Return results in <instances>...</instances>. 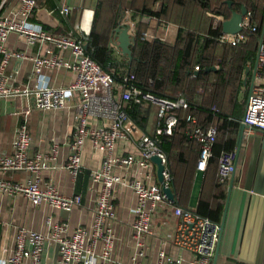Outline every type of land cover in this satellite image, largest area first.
I'll return each instance as SVG.
<instances>
[{"label": "crops", "instance_id": "1", "mask_svg": "<svg viewBox=\"0 0 264 264\" xmlns=\"http://www.w3.org/2000/svg\"><path fill=\"white\" fill-rule=\"evenodd\" d=\"M99 1L101 0H35L37 8L28 16L27 21L37 29L55 35L66 34L74 30L76 34L86 37L85 50L90 41L94 10ZM19 2L20 0H0V14L7 15L15 12ZM161 6L160 1H154L151 10L158 12ZM116 7L122 15L120 24L128 27L131 36L135 33L136 27L143 23L145 25V31L142 33L144 39L160 40L172 44L179 31L188 30L183 25L163 18L136 13L135 10L124 5L118 4ZM240 10H232L229 19L233 12H240ZM246 12L249 11L246 10ZM219 21L223 23L226 20L216 17L213 21V29H216ZM222 32L221 25L219 33ZM254 35L258 45L259 38L264 41V20L260 34L256 32ZM5 46L18 55H47V50H51L65 60H73L67 50H59L48 42L29 45L24 37L16 33L9 34ZM118 49L115 48V53L118 55V60H121L123 54ZM256 54L257 50L252 58L244 63L239 88V98L244 100L243 110L230 117L239 124L245 111L250 87L257 78V74L261 73L256 64ZM1 58L0 54V62ZM194 69L197 72L198 66L195 65ZM4 75L9 84L29 89L34 88L37 83L53 88H65L74 79V73L71 70L58 68L42 70L40 80H38L33 73L31 62L18 57L9 59ZM115 82L118 85L123 84L116 80ZM117 93L120 92L117 91ZM180 96L188 103L183 90L178 92L176 98ZM75 102L76 96L72 97L64 108L38 110L34 107V98L31 95L0 97V152L10 153L13 134L27 115V127L31 137L30 155H49L52 146L57 148L54 159L50 161V167L41 172L40 187L43 188L47 183H52L61 195L80 197L79 205L70 211H63L45 203L33 206L23 197L9 196L0 191V264H9V259L16 248L17 234L21 229L39 233L45 238L39 258L40 264H57L60 259L57 245L50 238L51 227L47 225V222L66 225L67 234H70L77 226H84L88 229L92 226L97 188L92 185L90 174L99 169L101 153L92 147L89 140H85L81 152L80 172L73 178L65 169L69 143L73 139L77 121ZM140 110L141 115L146 119L144 128L129 117L130 137L128 141L117 144L115 149L117 154L124 155L128 152L136 154L140 135L144 133L154 135L157 125V107L150 104L146 109L140 108ZM106 124L107 122L102 119H88L89 127H101ZM234 152L236 154L235 172L227 180V189L232 179L233 185L229 195L217 263L264 264V135L257 130L252 131L248 136L243 137L239 152H236V147ZM136 157L138 158L137 155ZM198 158L199 156L197 160ZM197 160L187 204V207L191 209H195L198 204L204 179L203 171L196 168ZM151 164V176L148 180L144 179L136 165L128 169H115V173L128 179L138 178L147 183L161 185L157 177V166L152 161ZM30 176V173L24 171L0 174L2 179L19 182L27 180ZM136 203V196L130 188L122 185L115 187L112 192L114 218L106 223L112 236V248L109 254L103 257V242L101 240L95 242L94 253L98 264H157L160 252L167 257L180 259L179 264H191L193 254L176 245L179 218L174 215L170 202L160 206L155 212L150 233L141 238L144 255L138 257L137 253L140 248L136 246L137 237L132 229L133 209ZM172 204L178 206L175 201ZM22 264H31V262L25 259Z\"/></svg>", "mask_w": 264, "mask_h": 264}, {"label": "built area", "instance_id": "2", "mask_svg": "<svg viewBox=\"0 0 264 264\" xmlns=\"http://www.w3.org/2000/svg\"><path fill=\"white\" fill-rule=\"evenodd\" d=\"M18 9L7 15L0 14V97L32 96L34 107L38 110L61 109L69 100L76 96L77 121L74 127L73 139L69 143V153L65 169L75 178L80 172L81 152L85 140L101 153L100 167L90 174L92 185L97 188L94 219L90 229L77 226L67 234L64 224L47 225L51 227L50 238L56 243L59 254L57 264H98L94 253L97 240L103 242V257L112 248V236L106 223L114 218L112 192L117 185L130 188L136 196V207L133 209L134 221L132 229L137 237L136 246L140 248L137 255L141 257L143 244L141 238L151 231V222L158 208L170 201L162 192L163 186H169L168 158L160 149V137L172 134L177 123L175 110L186 108L185 99L180 96L175 100H166L141 91L128 83L118 85L112 74L105 72L97 63L91 60L84 50L86 37L72 30L66 34L55 35L37 29L30 24L28 16L37 8L35 0H20ZM65 12V11H64ZM76 32V33H75ZM244 32L256 33L257 27L251 22L250 12H246L241 23V31L236 34L219 33L217 39L230 45H237L244 40ZM16 33L26 39L27 44L52 43L62 51H69L73 60H65L62 56L47 50V55H18L5 46L7 37ZM24 58L31 62L34 75L40 80L44 69L52 70L67 68L74 73L73 81L65 88H53L43 83L29 89L27 87L9 84L4 70L10 58ZM256 64L261 70L251 85L245 111L241 122L245 125L244 136L257 130L264 135V41L259 38L256 54ZM127 84V85H126ZM119 91L120 93H117ZM133 101L140 108L146 109L152 104L157 107V125L154 135L142 134L138 139V151L134 153L117 154L118 143L129 140L131 133L130 120L123 109V102ZM96 118L106 121L101 127H89L88 119ZM195 136L200 143V153L196 168L204 171L211 157V147L215 141L213 128L202 131L197 128ZM31 137L27 127V115L15 130L11 141L10 153L0 152V174L10 172H28L30 178L25 181H10L0 178V191L9 196H20L33 206L47 204L57 210L70 211L79 205L80 197L61 195L52 183L40 187L41 172L50 167V161L56 154V146L51 147V154L30 155ZM138 156V158L136 157ZM235 152H222L218 159V177L220 182L227 181L235 172ZM157 157L161 165L163 184L157 185L144 182L138 178L128 179L115 173V169H128L136 165L148 180L152 169L151 158ZM175 216L179 218L177 225L176 245L182 250L193 254L191 264H211L218 241L219 225L200 216L191 208L175 206L170 202ZM45 238L30 230H19L16 248L9 259V264H22L29 259L31 264H40L39 258ZM180 259L167 257L160 252L157 264H179Z\"/></svg>", "mask_w": 264, "mask_h": 264}, {"label": "trees", "instance_id": "3", "mask_svg": "<svg viewBox=\"0 0 264 264\" xmlns=\"http://www.w3.org/2000/svg\"><path fill=\"white\" fill-rule=\"evenodd\" d=\"M154 1L161 2L158 12L151 10ZM118 4L136 13L183 25L188 30L179 31L175 42L168 44L144 39L145 25L139 24L130 40L131 59L123 55L118 60L115 29L122 17L116 7ZM242 6L250 12L251 22L257 25L260 34L264 0H101L94 10L90 41L85 49L91 60L120 83L125 84L132 76L129 84L171 101L180 90L186 93L187 107L175 110L177 123L173 132L161 136L159 143L169 160V185L175 191V203L179 207L188 208L195 161L200 153L194 131L197 128L203 132L210 128L215 130L198 204L192 210L217 225L227 190V181L220 182L218 177V159L222 152L235 150L239 123L230 117L243 110L244 100L239 98L241 76L245 61L255 54L258 43L254 33L248 32H244V40L237 45L220 42L216 37L222 21L217 23L216 29L212 26L216 17L227 20L232 10L239 11ZM123 109L144 128L146 119L137 103L125 101Z\"/></svg>", "mask_w": 264, "mask_h": 264}, {"label": "water", "instance_id": "4", "mask_svg": "<svg viewBox=\"0 0 264 264\" xmlns=\"http://www.w3.org/2000/svg\"><path fill=\"white\" fill-rule=\"evenodd\" d=\"M246 14V8L243 6L240 10V12H233L231 15V18L229 20H226L222 23V31L224 33H232L236 34L241 31V23L243 20V17ZM115 36L117 37V47L121 50V53L123 55H126L129 59H131V53L129 50L131 35L128 32V27L125 25L120 24L115 29ZM244 129L245 125L241 122L238 127L237 137H236V152H239V148L241 146V142L244 137ZM151 161L157 166V177L160 184H163V178H162V171L164 169V166L161 165L160 160L157 157H152ZM233 185V179L230 181L227 189V196L224 204L223 214L222 218L219 224V232H218V241L216 244V248L214 251V255L212 258L211 264H217V259L219 256V247L221 243L222 233L224 229V223H225V217H226V211H227V205L229 201V195L231 192V188ZM162 192L167 198L168 201L174 202L175 201V191L170 186H163Z\"/></svg>", "mask_w": 264, "mask_h": 264}]
</instances>
